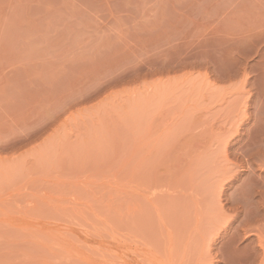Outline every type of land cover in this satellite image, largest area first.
<instances>
[{
    "label": "rangeland",
    "instance_id": "rangeland-1",
    "mask_svg": "<svg viewBox=\"0 0 264 264\" xmlns=\"http://www.w3.org/2000/svg\"><path fill=\"white\" fill-rule=\"evenodd\" d=\"M102 24L0 92V264H264L246 23Z\"/></svg>",
    "mask_w": 264,
    "mask_h": 264
},
{
    "label": "crops",
    "instance_id": "crops-1",
    "mask_svg": "<svg viewBox=\"0 0 264 264\" xmlns=\"http://www.w3.org/2000/svg\"><path fill=\"white\" fill-rule=\"evenodd\" d=\"M102 23H246L236 57L264 84V0H0V92L87 58Z\"/></svg>",
    "mask_w": 264,
    "mask_h": 264
},
{
    "label": "bare ground",
    "instance_id": "bare-ground-1",
    "mask_svg": "<svg viewBox=\"0 0 264 264\" xmlns=\"http://www.w3.org/2000/svg\"><path fill=\"white\" fill-rule=\"evenodd\" d=\"M243 263V262H242Z\"/></svg>",
    "mask_w": 264,
    "mask_h": 264
}]
</instances>
